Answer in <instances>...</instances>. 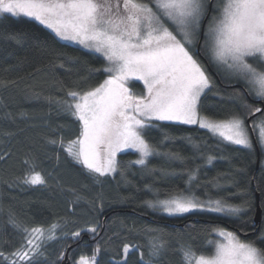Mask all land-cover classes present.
<instances>
[{
  "label": "snow or ice",
  "instance_id": "snow-or-ice-1",
  "mask_svg": "<svg viewBox=\"0 0 264 264\" xmlns=\"http://www.w3.org/2000/svg\"><path fill=\"white\" fill-rule=\"evenodd\" d=\"M21 17L38 22L59 40L100 54L105 61V67L90 69L91 73L107 74L101 83L78 91L67 90L68 99L56 101L78 122L79 134L67 142L63 138L50 141L59 143L97 182L101 177L125 176L118 153L134 150L138 159L129 161L128 166L144 168L150 157L160 155L148 138L151 130L160 128L159 122L198 125L221 142L253 147L246 121L256 114L264 117V108L245 101L238 106L239 110H229L222 119L201 115L202 97L212 91L214 83L199 59V52L226 79L244 83L246 92L235 93L228 99H243L247 94L264 103V0H218L215 5L212 0H0V36L38 48L46 43L40 35L10 31L9 21L17 18L19 22ZM75 59L68 57L70 61ZM87 80L83 77L81 83L86 84ZM132 80L142 81V93L136 94L128 87ZM0 83L7 86L15 82ZM215 95L220 97L219 92ZM251 131L264 147V118L253 119ZM171 139L165 133L161 143ZM165 155L173 160L182 159L175 152ZM212 159L209 156L208 163ZM36 167L33 163L23 183L45 186L47 180ZM196 171L189 175L187 189L168 192L163 199L157 189L155 198L145 201L147 206L169 216L197 210L239 216L250 210L247 202L246 206H239L224 199L201 200L195 196L191 182L197 178ZM256 190L264 194V187L257 185ZM10 223L23 232L24 239L19 247L7 252L0 250V264H45L46 241L57 239L61 225L21 228L14 220L10 219ZM101 227L97 223L64 236L79 240L86 232L95 238ZM157 232L146 230V251L142 250L145 246L129 243L113 249L110 237L105 241L108 247L97 243L91 256L82 255L75 264H100L102 253L108 255L106 264H129L132 253L138 254L136 264H156L168 246L162 236L155 235ZM211 233L220 239L207 241L212 246L210 252L197 254L191 244L180 246L182 264H264V247L258 246L264 245V230L254 240H242L237 232L224 228H214ZM4 247H9L7 242ZM64 258L61 252L57 259Z\"/></svg>",
  "mask_w": 264,
  "mask_h": 264
},
{
  "label": "trees",
  "instance_id": "trees-1",
  "mask_svg": "<svg viewBox=\"0 0 264 264\" xmlns=\"http://www.w3.org/2000/svg\"><path fill=\"white\" fill-rule=\"evenodd\" d=\"M216 2L213 0V5ZM18 21L17 18L9 21L10 31L33 32L46 43L37 48L0 36V82H15L7 86L0 83V157H3L0 159V250L7 252L19 247L24 239L23 232L14 228L10 219L21 228L61 225L57 239L46 241L45 264H75L80 256H91L97 243L108 247L105 241L110 237L113 249L129 243L145 246L142 250L146 251L147 229L158 230L155 235L162 236L168 245L156 264H182L183 244H191L197 254L210 252L212 246L207 241L215 239L211 230L218 226L237 232L244 240H254L260 235L264 225V194L256 188L264 187V168L257 162L254 146L248 149L221 142L208 130L195 125L159 122L160 128L151 130L148 138L160 155L150 157L144 168L128 166L138 155L133 151L122 152L117 159L125 176L115 174L101 177L97 182L59 143H50L61 138L67 142L79 134L78 122L56 101L67 100V90L78 91L101 83L106 73H91L90 69L105 67V61L98 53L55 38L51 30L31 18L21 17ZM200 54L199 59L206 66L208 61ZM68 57L76 59L70 61ZM211 68L220 82L207 68L214 87L202 97L201 115L222 119L229 110H239L238 106L245 101L260 107L246 95L243 99H228L235 93L244 94L239 86H233H245L244 83L228 81L215 67ZM83 77L88 78L86 84L81 83ZM132 86L140 87V84ZM257 117L262 116L256 114ZM165 133L173 139L161 143ZM169 152L179 153L182 159H171L165 155ZM209 156L213 157L211 163L207 161ZM33 163L37 165L36 171L45 176V186L23 183ZM194 170L197 178L191 182V191L195 196L224 199L239 206H246L247 202L250 210L239 216L200 212L169 216L147 206L145 201L153 200L157 189L162 193L161 199L168 192L187 189L189 175ZM257 196L262 210L259 227L254 221ZM97 223L102 227L95 238L86 232L79 240L64 236ZM6 242L9 247H4ZM61 252L65 258L58 261ZM137 258V253L130 254L129 264H136ZM107 259L108 255L102 253L100 264H106Z\"/></svg>",
  "mask_w": 264,
  "mask_h": 264
},
{
  "label": "rangeland",
  "instance_id": "rangeland-1",
  "mask_svg": "<svg viewBox=\"0 0 264 264\" xmlns=\"http://www.w3.org/2000/svg\"><path fill=\"white\" fill-rule=\"evenodd\" d=\"M216 3H218V0H217V2ZM206 23H207V21H206ZM205 23V24H206ZM62 41V40H61ZM63 42H66V43H69V44H71V45H75V46H79V47H82L83 48V46H80V45H78V44H76V43H74V42H71V41H63ZM105 66H106V64H105ZM224 76H225V74H223ZM106 76H107V74L105 75V77L103 78V80L106 78ZM102 80V81H103ZM228 81H233V82H235L236 80H232V79H227ZM101 81V82H102ZM133 83H139L140 84V87H136V86H132L133 85ZM128 87L129 88H131V90L134 92V93H136V94H139V93H142L143 91H144V88H143V83H142V81H138V80H132V81H130L129 82V84H128ZM256 107V106H255ZM264 108V107H263ZM262 118H264V117H257V118H250V120H249V125H250V127H251V124H252V120L253 119H255L256 121H259L260 119H262ZM246 125H247V123H246ZM195 126H198V125H195ZM248 126V125H247ZM199 127V126H198ZM207 130V129H206ZM253 134H254V136H255V139H256V133L255 132H253ZM257 141V140H256ZM227 143V142H226ZM258 143V142H257ZM258 145V148H259V151H260V154H259V159L257 158V162L258 163H260L261 164V166L264 168V147H261L260 146V144L258 143L257 144ZM236 146H239V145H236ZM240 147H243V146H240ZM244 148V147H243ZM125 151H133L134 152V150H125ZM124 151V152H125ZM122 153V152H121ZM120 153H118V155H119ZM117 155V156H118ZM138 155V154H137ZM259 160V161H258ZM201 200H207V199H201ZM160 211V210H159ZM160 212H162V211H160ZM196 212H200V213H211V212H204V211H199V210H197ZM163 214H166V215H168L167 213H164V212H162ZM212 214H218V213H212ZM184 215V214H183ZM261 220H262V218H261ZM262 222V221H261ZM261 222H260V224H261ZM260 225H257V227H259ZM216 228H224V229H227V230H229V231H233V230H231V229H228V228H226V227H223V226H218V227H216ZM262 230H264V225H263V228H262ZM241 238V237H240ZM215 239H220L219 237H217L216 235H215ZM214 239V240H215ZM242 240H244V239H242Z\"/></svg>",
  "mask_w": 264,
  "mask_h": 264
},
{
  "label": "water",
  "instance_id": "water-1",
  "mask_svg": "<svg viewBox=\"0 0 264 264\" xmlns=\"http://www.w3.org/2000/svg\"><path fill=\"white\" fill-rule=\"evenodd\" d=\"M212 1H213V0H212ZM205 23H206V21H205ZM197 50H199V43H198V46H197ZM199 53H200V52H199ZM214 75L216 76L217 81L220 82L218 76H217L215 73H214ZM233 86H238V85L235 84V85H233ZM254 101L257 102V103H259V104H261V108L264 107V104L261 103L259 100H254ZM249 120H250V119H248V120L246 121V123H247V125H248V127H249V131H250V134H251V137H252L253 143H254V145H255V149H256V152H257V158L259 159L260 151H259V148H258L257 142H256V140H255L254 134H253V132L251 131V127H250V125H249ZM261 217H262V210H261V207H260V205H259V200H258V196H257V198H256V207H255V216H254V221H255V224H256V225H260ZM62 264H64V263H62Z\"/></svg>",
  "mask_w": 264,
  "mask_h": 264
},
{
  "label": "bare ground",
  "instance_id": "bare-ground-1",
  "mask_svg": "<svg viewBox=\"0 0 264 264\" xmlns=\"http://www.w3.org/2000/svg\"><path fill=\"white\" fill-rule=\"evenodd\" d=\"M201 44H202V41L199 43V49H200V47H201ZM197 46H198V44H197ZM197 46H196V48H197ZM200 54V53H199ZM201 55V54H200ZM208 63V62H207ZM206 63V66H207V68L208 69H210L211 70V72L212 73H215L213 70V68H211V66L209 65V64H207ZM213 69V70H212ZM216 74V73H215ZM217 75V74H216ZM218 76V75H217ZM235 85V84H234ZM242 90H243V92L245 93L246 92V89H245V86H243V85H241V84H237ZM246 96H247V98L248 99H252V101H254V100H257L256 98L255 99H253V98H251V96L250 95H247V94H245ZM255 102V101H254ZM256 104H258L259 106H260V108H261V104H259V103H257V102H255ZM264 104V103H263ZM250 132V131H249ZM251 135V134H250ZM255 137V136H254ZM256 140V139H255ZM257 142V141H256ZM252 143H253V140H252ZM258 144V143H257ZM253 146L255 147V145H254V143H253Z\"/></svg>",
  "mask_w": 264,
  "mask_h": 264
}]
</instances>
